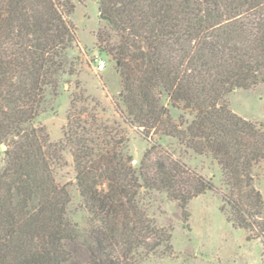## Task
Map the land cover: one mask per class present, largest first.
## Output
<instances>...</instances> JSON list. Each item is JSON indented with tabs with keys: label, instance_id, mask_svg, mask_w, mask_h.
Segmentation results:
<instances>
[{
	"label": "trees",
	"instance_id": "1",
	"mask_svg": "<svg viewBox=\"0 0 264 264\" xmlns=\"http://www.w3.org/2000/svg\"><path fill=\"white\" fill-rule=\"evenodd\" d=\"M73 8L70 0H0V143L7 146L0 264H71L67 243L77 241L85 264H141L170 249L171 234L146 214L141 190L166 192L187 219L190 200L216 186L164 138L215 160L228 220L262 237L254 180L264 164V122L235 113L227 95L264 83V0H98L113 34L98 32L97 40L117 64L129 122L150 140L138 165L124 151L126 137L97 118L83 91L72 96L59 141L36 122L77 43ZM66 149L90 214L82 231L55 177Z\"/></svg>",
	"mask_w": 264,
	"mask_h": 264
},
{
	"label": "rangeland",
	"instance_id": "2",
	"mask_svg": "<svg viewBox=\"0 0 264 264\" xmlns=\"http://www.w3.org/2000/svg\"><path fill=\"white\" fill-rule=\"evenodd\" d=\"M73 11L70 21L76 28L77 43L67 50L65 73L61 77L56 95H48L45 110L36 122L45 126L51 142L63 136L72 96L83 91L88 107L103 123L119 128L125 138L124 151L134 165H138L150 140L137 125L129 122L122 102L123 89L115 60L105 50L104 43L97 40V33H112L98 10V0H70ZM113 34V33H112ZM103 59L106 67L96 69V60ZM231 109L238 115L256 123L264 122V83L250 88H235L227 95ZM79 104V103H78ZM175 116V112L172 113ZM0 143V169L6 160ZM164 147L180 155L192 169L206 178H212L216 190L193 197L184 218L176 200L166 192L142 189L139 202L156 225L168 229L171 248H159L141 260V264H264V234L238 228L227 218L222 209L225 191L222 172L209 155L196 154L179 147L176 140L164 138ZM6 145V144H5ZM62 161L55 168L56 180L67 186L70 193L68 217L82 231L90 223V214L76 185L71 152H62ZM255 187L261 192L264 204V164L255 171ZM262 217L264 221V205ZM71 264H85L89 258L80 241L68 242Z\"/></svg>",
	"mask_w": 264,
	"mask_h": 264
},
{
	"label": "built area",
	"instance_id": "3",
	"mask_svg": "<svg viewBox=\"0 0 264 264\" xmlns=\"http://www.w3.org/2000/svg\"><path fill=\"white\" fill-rule=\"evenodd\" d=\"M95 67L97 70L101 71L106 67V62L103 59H97Z\"/></svg>",
	"mask_w": 264,
	"mask_h": 264
},
{
	"label": "water",
	"instance_id": "4",
	"mask_svg": "<svg viewBox=\"0 0 264 264\" xmlns=\"http://www.w3.org/2000/svg\"><path fill=\"white\" fill-rule=\"evenodd\" d=\"M2 147H4V148H5V147H6V145H5V144H2Z\"/></svg>",
	"mask_w": 264,
	"mask_h": 264
}]
</instances>
